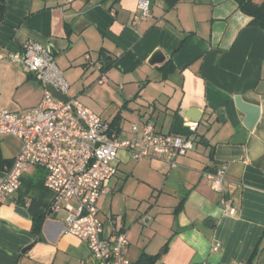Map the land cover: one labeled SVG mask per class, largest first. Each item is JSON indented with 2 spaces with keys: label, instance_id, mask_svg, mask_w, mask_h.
I'll list each match as a JSON object with an SVG mask.
<instances>
[{
  "label": "crops",
  "instance_id": "crops-1",
  "mask_svg": "<svg viewBox=\"0 0 264 264\" xmlns=\"http://www.w3.org/2000/svg\"><path fill=\"white\" fill-rule=\"evenodd\" d=\"M139 1L6 0L0 110L39 104L47 86L11 56L21 58L28 40L49 48L70 84L69 97L112 123L120 114L114 124L119 138L132 136V124L150 120L159 132L195 141L178 167L160 157L139 160L148 162L142 179L158 194L134 219L114 212L124 188L117 174L132 159L129 151H119L111 192L98 202L105 237L125 232L133 264L149 261L145 255L157 256L151 264H248L257 245L254 264H264V30L250 24L235 0H148L150 15L141 19ZM155 56L164 60L153 64ZM95 87L112 94L110 100L94 99L89 93ZM237 97L258 106L250 129ZM6 138L17 137H0L2 158L13 159L19 142L6 155ZM223 166L226 189L220 193L205 173ZM6 169L0 167V183ZM26 202L18 192L0 205V264H102L84 240L64 233V212L47 215L35 233L32 215L16 212L20 205L28 208Z\"/></svg>",
  "mask_w": 264,
  "mask_h": 264
},
{
  "label": "built area",
  "instance_id": "built-area-1",
  "mask_svg": "<svg viewBox=\"0 0 264 264\" xmlns=\"http://www.w3.org/2000/svg\"><path fill=\"white\" fill-rule=\"evenodd\" d=\"M138 8L140 19L150 15L148 0H140ZM23 51L21 58H11L22 62L43 85L67 95L70 84L53 52L33 40L24 43ZM190 129L195 132L197 124L191 123ZM131 133L129 138H119L115 125L79 98L59 99L49 90L32 108L0 110V137L13 135L21 141L20 151L0 183V205L19 192L29 167H38L44 170V185L52 192L50 210L64 212V233L84 240L102 264H133L128 258L126 233L105 237L99 216L98 202L111 192L109 181L117 174L119 151H129L135 161L160 157L175 168L180 165L178 159L194 149L195 141L192 135L159 132L150 120L132 124ZM226 173L223 166L205 175L215 191L224 193ZM220 245L215 243L213 249Z\"/></svg>",
  "mask_w": 264,
  "mask_h": 264
},
{
  "label": "rangeland",
  "instance_id": "rangeland-1",
  "mask_svg": "<svg viewBox=\"0 0 264 264\" xmlns=\"http://www.w3.org/2000/svg\"><path fill=\"white\" fill-rule=\"evenodd\" d=\"M89 94L99 102H107L112 97V94L106 93L96 87L91 89ZM126 126H128L127 123ZM18 142L21 148V141L18 138H15V140H12V138L4 139L1 143L4 153L6 155L12 154ZM34 169L40 168L31 166L28 171L33 172ZM147 172H150V169L146 161H135L131 159L128 163H123L120 166V173L117 174V179H120L119 187L124 186V188L122 190L123 194L120 193L121 191H118L119 193H117L114 199V212L121 215L128 213V218L134 219L136 215H140L147 210L149 205L155 201V195L158 194V192L153 190V188L142 179ZM41 176L42 172H39L37 178ZM157 178L160 182L164 180L163 175H157ZM113 181H115V179ZM153 191L155 192L153 193ZM151 199L152 201H150ZM110 201L111 196L108 201L109 204L111 203ZM104 212L109 211H105L104 209ZM61 215L63 214L61 213L60 216ZM101 216L106 219L104 217L105 214L102 213Z\"/></svg>",
  "mask_w": 264,
  "mask_h": 264
},
{
  "label": "trees",
  "instance_id": "trees-1",
  "mask_svg": "<svg viewBox=\"0 0 264 264\" xmlns=\"http://www.w3.org/2000/svg\"><path fill=\"white\" fill-rule=\"evenodd\" d=\"M238 4L239 9L251 18L250 24L258 26L264 30V0L262 2H257L256 0H235ZM6 10V0H0V26L4 21V15ZM120 114H117L115 117L114 123L117 125L120 122ZM13 162V159H4L1 155L0 150V167L3 165L10 166ZM42 170V169H41ZM44 170H42L43 172ZM45 172L42 173L40 178H33L32 176L22 178V186L19 190V196L21 201L26 204V199L28 202V210L33 217V228L32 230L35 233H40L42 230L43 223L45 218L48 215V212L52 203V192L48 190L45 185ZM261 247L257 245L248 264H254L260 253ZM147 260L153 262L157 256L145 255Z\"/></svg>",
  "mask_w": 264,
  "mask_h": 264
},
{
  "label": "water",
  "instance_id": "water-1",
  "mask_svg": "<svg viewBox=\"0 0 264 264\" xmlns=\"http://www.w3.org/2000/svg\"><path fill=\"white\" fill-rule=\"evenodd\" d=\"M163 60H164V57L162 59H160L159 57L155 56L154 60L152 62H153V64L161 63ZM47 89L56 98L63 99V100H67L69 98L68 95H63V94L59 93L55 88H53L50 85L47 86ZM236 102H237L239 109H241V111H243L247 116V119L245 121L246 127L249 129L252 128L253 125L255 124V122L257 121V118L259 115L258 106L255 104L244 101L241 97H237ZM198 119H196V120H198ZM16 212L18 214L24 216V217H27V218L30 216V212H29L28 208L24 205L18 206L16 208ZM51 215H53V217L56 218L58 216V213L57 212L52 213V211L50 210L48 212V216H51ZM210 221H211V219L207 220V223H209ZM29 247H27L25 250H27ZM143 264H151V261H146Z\"/></svg>",
  "mask_w": 264,
  "mask_h": 264
}]
</instances>
